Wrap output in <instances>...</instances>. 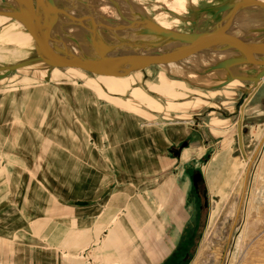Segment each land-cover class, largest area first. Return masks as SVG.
Masks as SVG:
<instances>
[{
	"label": "rangeland",
	"instance_id": "374dc122",
	"mask_svg": "<svg viewBox=\"0 0 264 264\" xmlns=\"http://www.w3.org/2000/svg\"><path fill=\"white\" fill-rule=\"evenodd\" d=\"M72 1L58 0L57 3L60 7H70ZM119 1L123 3L122 11L133 9L138 11H134L137 17L151 20L164 14L172 26L193 31L207 29L220 20L222 14L216 13L214 8L232 0H187L186 10L178 15L168 11L165 5H159L158 0ZM244 11L250 18L260 9L246 8ZM89 14L98 15L97 12ZM176 17L179 19L174 21ZM61 19L64 28L59 29L60 36L68 44H76V38L80 43L85 42L78 53L95 56L96 51L89 42L90 31L85 29L80 34H71L67 28L71 25L70 19ZM119 21L116 16L114 23ZM262 27L263 14L248 25L256 38L262 35ZM118 28L117 25L108 29L102 27L97 31L109 44H121L126 50L151 47L148 41H132V46L127 45V40L119 41L110 31ZM0 46V73L6 65L36 56L34 40L25 27L1 15ZM208 68V64H194L186 74L177 75L179 70H170L171 75L161 64H153L114 75L91 73L76 67H48L39 62L13 70L0 79V87L6 83L31 84L36 76L39 82L49 81L57 86L62 81L85 85L97 94L99 106L108 104L123 108L138 118L140 125L151 122L162 128L185 129L182 133L188 132V139L185 138L187 133L184 134V140L188 141L182 146L183 156L175 157L174 152H170V168L146 174L148 179L143 183L147 186L141 189L155 207L156 217L166 215L163 204L167 201L171 207L183 206L177 213H181L186 224L187 242L172 254L171 263L264 264V81L255 87L250 81L235 79L219 86L217 78L201 73ZM245 73L253 74L252 71ZM104 76L110 80V87ZM244 95L248 96V101L243 100ZM174 131L171 133H176ZM180 146L181 140L171 143V149ZM166 178L171 181L170 201L158 194V187ZM139 210L142 215L138 221L144 223L150 212L144 202ZM141 231L144 228H139V234ZM114 238V231L109 230L100 242L73 257L76 264H126L124 254L116 251L125 244H116Z\"/></svg>",
	"mask_w": 264,
	"mask_h": 264
},
{
	"label": "crops",
	"instance_id": "0c3cea01",
	"mask_svg": "<svg viewBox=\"0 0 264 264\" xmlns=\"http://www.w3.org/2000/svg\"><path fill=\"white\" fill-rule=\"evenodd\" d=\"M35 78L0 87V264H76L109 230L126 264H172L187 242L183 206L167 201L156 217L141 189L146 174L170 168V152L183 156L188 132L140 125L85 85ZM160 185L170 201V178Z\"/></svg>",
	"mask_w": 264,
	"mask_h": 264
},
{
	"label": "water",
	"instance_id": "95a60500",
	"mask_svg": "<svg viewBox=\"0 0 264 264\" xmlns=\"http://www.w3.org/2000/svg\"><path fill=\"white\" fill-rule=\"evenodd\" d=\"M16 1L25 7V9L28 8V1L30 2V0ZM46 2L51 4L52 0H46ZM245 5H256L264 10L263 0H232L229 3L214 8L216 13L227 11L224 24L215 26L209 30L200 32L193 31L190 33L166 29L149 20L147 21L151 24V27L142 28V34L160 35L164 38L185 42L187 44L179 47L178 50H154V48L161 43L149 42L151 44L150 48H139L126 53L108 55L109 52L115 49H123L120 47L121 44H116L114 46L112 44L97 42L94 31L90 30L91 37L89 38V42L96 51L95 56L72 53L64 42L62 47L54 46L49 22L46 21V16L42 11L40 13L35 9V15L37 16L35 20L29 16L27 11L23 10L2 12L6 16L19 20L24 25L25 29L34 40L36 57L4 66L1 68L4 72L0 73V79L13 70L21 68L29 63H39L40 61L48 67H76L91 73L117 75L122 72V70L126 73L153 64L175 62L202 50L214 49L222 42L233 41L237 42L238 46H234L231 43H227V46L235 48L241 55L226 59L223 67H231L242 63H256L260 64L262 67L255 75L231 74L218 85H225L235 79L250 81L255 85L264 76V27L260 30L262 31V40L256 37H236L228 33V29L238 10ZM56 11H58V9ZM61 12L64 13L63 11ZM218 66L222 68L221 64L217 66L213 65L211 68Z\"/></svg>",
	"mask_w": 264,
	"mask_h": 264
},
{
	"label": "bare ground",
	"instance_id": "6f19581e",
	"mask_svg": "<svg viewBox=\"0 0 264 264\" xmlns=\"http://www.w3.org/2000/svg\"><path fill=\"white\" fill-rule=\"evenodd\" d=\"M57 1L58 0H52V3L49 4L48 2H46V0H30V2L28 1V3H29L28 8L25 9V7H23L16 0H0V15L6 16L2 12L17 11V10L22 11L23 10V11H27L29 16L33 20H35L37 18V16L35 15V11L37 10V12H40V13L42 11L46 16V21L49 22V25H50L53 45L59 47V45H62L64 42L67 46L68 45L70 46L69 48L72 49V51H74L75 54H78L79 49H81L82 45L84 46L85 42L83 43V41H82L80 43V40L78 41V39L76 38V40H75V43L77 42L76 44H73L72 42H70L68 44L60 36L62 33L59 34V29L64 28L63 27L64 25H62L63 23L61 22L62 21L61 18L65 17V18L70 19L71 22L69 24H71V25H69L67 28L71 34H74V35L80 34L82 32V30L84 31L85 29H87L88 31L93 30L94 36H96V41L100 42V43L109 44L108 42H106L107 41L106 39L103 40L102 36H100V32L97 31V30H99L98 28L104 27L105 29L106 28L108 29L109 27L113 28V26L117 25L119 27L118 30H116V31H119L118 33L116 31H112L111 29H110V31L112 33H115L114 37H117V39L119 41L127 40L126 41L127 45L131 44V46H132V44H134V43H132V41H134V42L136 41L135 43H138L140 41H143V42L144 41L160 42L161 44H158V46H156V48H154V50H178L179 47L185 46L187 44L185 42L175 41L172 39L164 38L163 36H160V35H150V34L145 35V34L140 33L139 29H141V31H142V28H148V27L150 28L151 24L147 22L149 20V21L153 22L154 24H156L160 27L170 29V30H175V31H180V32H185V33H190L193 31L200 32V31L209 30L215 26L224 24V22L226 20V13H227V11L220 12L222 14L221 15L222 17L220 18V20L213 23L207 29L193 30V31L192 30L191 31H182V30H179L178 28L172 26L171 23L167 22L166 21L167 19L164 18V14L159 19L156 18V19L151 20L150 18H141L139 16L137 17V14H135V12H134L136 10H133V9H130V10L127 9L125 11H122L123 9H121V8L123 6V3L119 0H107L106 2H105V0H73L72 2L69 3L70 7H60L58 5ZM158 1H159V5H161V6L165 5V8L173 14L178 15V14H180L186 10L187 0H158ZM43 7L45 10L43 9ZM246 8H259L260 11L251 15V17L249 18V17H247V13H245V11H244ZM57 9H58V11H56ZM93 10H96V11H93ZM61 11H63L64 13H62ZM89 12H95V14L97 12L98 15H96L97 17L93 16L94 14L93 15H90V14L87 15ZM136 12H138V11H136ZM124 14L127 16H124ZM262 14H264V10L259 6H256V5H253V6H246L245 5V6H243L242 8H240L238 10L237 14L235 15V17L232 21V24H231L230 28L228 29V33H230L231 35H234L236 37H241V38L255 37V35H256L255 32L250 30V28H248V25L250 24L251 21L258 18V16L260 18V16H262ZM115 15L119 17V20H120L119 22L114 23V18H116ZM165 16H166V14H165ZM7 17H9V16H7ZM9 18H11V17H9ZM174 19H175L174 21H177L179 18L176 17ZM200 19H202V18H200ZM12 20H14L18 25L24 27V25L19 20H16L13 18H12ZM123 21H125V22H123ZM123 23H125V25ZM234 24L236 26H233ZM123 27H125L124 29H127V30H123ZM63 30H65V29H63ZM61 32H62V30H61ZM98 32H99V34H98ZM257 37L259 40H262V35H259ZM59 38H60V40H59ZM61 39H62V42H61ZM227 43H231L234 46H238L237 42L225 41V42H222L221 44L217 45L214 49L202 50L200 52L191 54V55L186 56V57H184L178 61H175V62H168L165 64L159 63V64H161L164 69L166 68L170 74L172 71H177V70L187 71V69L190 68V66L194 65V64H200V65L208 64L210 68H208L205 71H202L201 73L202 74L207 73L208 76H211L210 78H212V79L217 78L218 83H221L223 81V79H225L227 76H229L231 74H233V75H247V73H245L246 71H252V73H253L252 75H255L258 71H260L262 66L260 64H256V63L255 64H253V63H242V64L234 65L231 67H223L224 61L226 59H228L230 57H235V56L241 55L239 51L235 50V48H233L231 46H227L228 45ZM130 51H133V50H129V49L126 50L124 48L118 49V50L115 49V50L109 52L108 55H116V54L126 53V52H130ZM34 57H36V56H34ZM34 57H32V58H34ZM29 59H31V58H29ZM0 61H1V59H0ZM218 64H221L222 68L219 66L211 68L213 65L217 66ZM6 66H8V65H6ZM136 70H138V69H136ZM170 70H172V71H170ZM196 73H197V71H196ZM176 74L181 75L180 73H176ZM5 77H3V78H5ZM103 79L106 82V85H107V81H109L108 86L110 87V80L107 78V76H104ZM106 79H108V80L106 81ZM262 80H264V76L254 86L256 87L258 84H260V82ZM228 83H230V82H228ZM110 89H112V88H110ZM247 98H248V96H245V97L243 96V100H247ZM243 100H241V103L243 102Z\"/></svg>",
	"mask_w": 264,
	"mask_h": 264
},
{
	"label": "flooded vegetation",
	"instance_id": "af4514ba",
	"mask_svg": "<svg viewBox=\"0 0 264 264\" xmlns=\"http://www.w3.org/2000/svg\"><path fill=\"white\" fill-rule=\"evenodd\" d=\"M180 71V74H181V72L183 73V74H186V73H188L187 71H185V70H179ZM177 73V72H176ZM118 90V89H117Z\"/></svg>",
	"mask_w": 264,
	"mask_h": 264
}]
</instances>
